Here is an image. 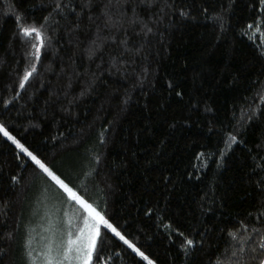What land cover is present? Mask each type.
Segmentation results:
<instances>
[{"label": "trees", "instance_id": "trees-1", "mask_svg": "<svg viewBox=\"0 0 264 264\" xmlns=\"http://www.w3.org/2000/svg\"><path fill=\"white\" fill-rule=\"evenodd\" d=\"M0 124L156 264L264 261V0H0ZM52 193L0 134V264Z\"/></svg>", "mask_w": 264, "mask_h": 264}, {"label": "rangeland", "instance_id": "rangeland-1", "mask_svg": "<svg viewBox=\"0 0 264 264\" xmlns=\"http://www.w3.org/2000/svg\"><path fill=\"white\" fill-rule=\"evenodd\" d=\"M63 197L66 199L52 193L49 198L39 202L38 209H36V223L29 228L27 249L29 260L27 264H49L50 259L51 264H58L59 261L63 260L67 241L69 239L75 240L80 229L84 226L83 221L88 217V213L78 203L71 200L66 193L63 194ZM96 211L98 210L96 209ZM81 239L86 244L87 233ZM148 260L152 264H156L149 257ZM148 260L145 261L148 263ZM64 264H83V260H65Z\"/></svg>", "mask_w": 264, "mask_h": 264}, {"label": "snow or ice", "instance_id": "snow-or-ice-1", "mask_svg": "<svg viewBox=\"0 0 264 264\" xmlns=\"http://www.w3.org/2000/svg\"><path fill=\"white\" fill-rule=\"evenodd\" d=\"M251 27V25L249 26ZM23 34L26 37H31L35 34L36 37H40V32L37 28H23ZM42 43V40H41ZM39 47L36 49V58L39 59ZM36 71L35 67L33 66L30 70H26L21 83L19 84V88L23 89L25 87V83L29 80V78L33 75ZM0 134L4 137H7L13 143L17 145V147L24 153H26L31 159L49 176L55 183L63 189V191L68 195V197L78 203L87 213L88 217L84 219L83 224L84 226L80 229L79 235L76 237L75 240L69 239L67 241V247L65 248L63 254V260L59 261L58 264H64L65 260L70 259H77L83 260V264H91L93 259V253L97 252V239L101 235V225L104 228L110 229L116 236H118L125 244H128L129 247L133 248L134 251L138 252L145 260H148V257L145 256L139 249L135 247L129 240H127L121 233L96 209L93 207L92 204L88 203L83 197L79 196L76 191H74L68 184H66L59 176L55 175L53 171H51L41 160H39L35 155H33L24 145L20 144L15 137H13L7 128L0 124ZM233 142L235 138H231ZM87 233V243L85 244L82 241V237L85 236ZM71 235V234H70ZM192 241H187L188 245H192ZM75 253V255H72ZM49 264H51V259L49 260ZM148 264H152L150 260H148ZM264 264V261H262Z\"/></svg>", "mask_w": 264, "mask_h": 264}]
</instances>
